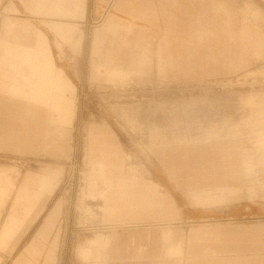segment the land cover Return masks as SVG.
Wrapping results in <instances>:
<instances>
[{"label":"rangeland","instance_id":"obj_1","mask_svg":"<svg viewBox=\"0 0 264 264\" xmlns=\"http://www.w3.org/2000/svg\"><path fill=\"white\" fill-rule=\"evenodd\" d=\"M111 2H1L0 96L15 98L18 103L21 97L13 93L15 85L27 93L33 91L40 93L42 98L47 96L48 100L43 99L42 103H38L34 100L35 95L31 94L26 104L31 110L25 113L46 112L54 115L62 122L60 127L64 129V137L68 141L63 155L37 157L0 150V239L7 236V231L10 238L17 241L13 248L0 245V264H14L21 256L22 264H86L80 260V256L90 258L93 252L80 250L79 245L94 232L110 231L102 225L97 212L99 201L108 195L110 187L85 164L84 145L89 126L107 127L122 151L130 157L127 163L143 167L144 183H152L171 196L176 205L177 217L181 219L178 229L183 233L195 229L196 225L205 220L210 225L228 223L232 225V230L242 229L243 234L256 226L264 230V181L256 182L263 184L259 190H242L238 195L226 198L211 208L192 207L190 200L167 180L153 162L147 161L141 151L148 143L170 138L203 141L218 139L240 117L238 96L247 95L248 102L245 105L248 109L263 112V116L246 119L244 124L249 126L251 133L253 130L255 135L263 137L258 144V152L264 154V0H213L214 8L209 4L212 0H180L184 6L194 2L204 13L214 9L217 25L224 21V14L227 24L231 23L232 33L237 30L236 34L242 38V46L235 35L231 43L227 40L225 43V38L220 37L214 45L217 56L230 54L232 57V69L235 70L231 76L237 73L242 60L250 58L253 52H256L258 58L251 67L243 68L231 79L215 80L213 85L209 83L200 86L155 76H151V85L144 86L130 81L119 84L105 78L92 81L89 77L91 46L94 45L92 32L101 23L103 16L113 13ZM4 7L9 8L7 13H2ZM118 16L129 20L124 15ZM44 19L68 23H64L67 26L65 34H59L57 28L47 24ZM135 26L138 30L148 28L141 22H136ZM75 30H81L84 34L77 51H73L69 45L75 40L66 38L70 31ZM151 31L155 32L154 29ZM37 43L42 49V56L39 55L38 60L41 65L39 69H31L37 60L33 58L30 49ZM18 71L21 78L14 75ZM3 72L8 73L9 79H5ZM226 74V70H211L200 72V78ZM136 78H140L144 84L151 82L148 75L141 77L139 74ZM58 98L63 99L60 104ZM58 105L60 114L54 110L55 107L58 109ZM12 113L19 115L21 112L17 109ZM224 113L231 114L233 118L223 117ZM16 124L14 129L17 130L41 129L31 123L26 127L20 126L18 120ZM51 128L54 126L51 125ZM48 135L50 144L59 136L58 133ZM52 146L55 147L54 142ZM258 177L264 179L262 174H258ZM42 192L51 193V196L36 220L26 227L25 221L38 209L39 203L34 197L38 198ZM58 200L62 201L61 215L52 233L43 240L38 236V230ZM144 229L116 231L117 239L110 249L115 248L124 260L110 264L177 262L174 258L163 259L164 244L160 241L128 240V234L143 232ZM261 240L264 242V235ZM38 241L44 244L40 251L32 247ZM246 242L244 238L238 241L240 244ZM229 243L231 246L236 244L234 240ZM138 247L142 249L141 253H138ZM52 252L54 258L50 260ZM158 254L161 255L160 260L154 259Z\"/></svg>","mask_w":264,"mask_h":264},{"label":"crops","instance_id":"obj_2","mask_svg":"<svg viewBox=\"0 0 264 264\" xmlns=\"http://www.w3.org/2000/svg\"><path fill=\"white\" fill-rule=\"evenodd\" d=\"M209 4L214 8L213 0ZM8 9L4 7L2 13H7ZM111 10L113 13L103 16L101 23L92 32L94 45L91 46L89 74L92 81L105 78L119 84L130 81L144 86L151 85L152 77L155 76L200 86L212 84L215 80L231 79L258 60L256 52H253L250 58L242 60L237 73L231 76L235 70L232 69V57L230 54L217 56L214 45L220 37L225 38V43L226 40L231 43L235 35L242 46V38L236 34L237 30L232 33L231 23L227 24L224 14V21L217 25L214 9L201 12L194 2L184 6L180 0H112ZM118 15H124L129 20ZM44 21L57 28L59 34H65V24L68 23L55 19ZM136 22L144 23L148 28L138 30ZM66 38L75 40L69 45L73 51H77L84 34L81 30L70 31ZM30 50L37 60L31 69H39L41 46L37 43ZM238 56L236 53L237 59ZM211 70H226L227 74L200 78V72ZM140 72L150 76L149 84L136 78ZM2 74L5 79H9L7 72ZM14 75L21 78L19 71ZM22 78L25 79L24 76ZM13 93L21 97L18 103L15 98L0 96V150L37 157L63 155L68 140L64 137V129L60 127L62 122L46 112L25 113L31 110L26 105L31 94L35 95L34 100L38 103L49 98H42L40 93L33 91L27 93L16 85ZM238 99L241 104L240 117L218 139L203 141L170 138L148 143L141 149L145 159L160 169L167 180L190 200L192 207L211 208L226 198L238 195L242 190L256 191L263 186L256 184L264 181L258 177V174L264 175V154L258 152V144L263 137L255 135L253 130L251 133L249 126L244 124V120L256 119L263 116V112L248 109L245 105L248 102L247 95H239ZM62 101V98H58V104ZM17 109L21 112L19 115L12 113ZM54 110L59 114L61 112L59 105ZM243 110L247 113L244 114ZM222 115L232 117L231 114ZM16 120L20 126L26 127L31 123L41 129H14L17 126ZM53 133L59 134L52 140L55 147L50 144V136H46ZM84 148L86 166L110 187L108 195L97 205L100 222L110 231L94 232L79 245L80 250L93 252L90 258L80 256V260L86 264H110L124 260L115 248L110 249L117 239L116 231L141 227L145 228L144 231L128 234V240L162 242L163 259L174 258L177 260L174 264H264V242L261 240L264 230L257 226L243 234L242 229L232 230V225L228 223L210 225L205 220L186 234L179 230L181 219L177 217L176 205L171 196L152 183H144L143 167L127 163L130 157L122 151L107 127L89 126ZM50 196L51 193L42 192L38 198L34 197L39 203L38 209L29 215L24 223L26 227L36 220ZM61 212L62 201L58 200L38 230L41 239H46L52 233ZM5 236L0 239V245L13 248L17 241L11 239L7 231ZM241 238L247 241L246 244L238 243ZM232 240L236 243L234 246L229 243ZM43 246V242L38 241L32 247L40 251ZM141 252L142 249L138 247V253ZM51 254L49 259L53 260L54 252ZM159 255L154 259L160 260ZM22 257L14 264H22ZM157 264L168 263L160 261Z\"/></svg>","mask_w":264,"mask_h":264},{"label":"bare ground","instance_id":"obj_3","mask_svg":"<svg viewBox=\"0 0 264 264\" xmlns=\"http://www.w3.org/2000/svg\"><path fill=\"white\" fill-rule=\"evenodd\" d=\"M139 74L141 75V77L147 76L146 74L143 75V73H141V72H140ZM60 211H61V210H60ZM52 221H53V220H52ZM52 221H50V222H52ZM83 223H84V222H83ZM46 231H47V230H45V232H46ZM42 234H43V232L40 234V236H42ZM101 238H102V237H101ZM101 238H100V239H101ZM100 241H101V240H100ZM101 242H102V241H101ZM103 242H104V241H103ZM101 244H102V243H101ZM104 245H105V243H104ZM99 246H100V245H99ZM95 248H96V247H95ZM51 255H52V254H51ZM91 256H92V255H91Z\"/></svg>","mask_w":264,"mask_h":264}]
</instances>
